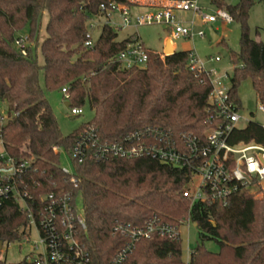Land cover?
I'll use <instances>...</instances> for the list:
<instances>
[{
    "label": "trees",
    "instance_id": "1",
    "mask_svg": "<svg viewBox=\"0 0 264 264\" xmlns=\"http://www.w3.org/2000/svg\"><path fill=\"white\" fill-rule=\"evenodd\" d=\"M213 3L241 25L239 50H229L231 101L240 111L238 89L250 80L264 103V44L251 38L248 27L254 1L241 0L236 6ZM111 4L132 7L130 0H0V104L9 109L4 122L0 111L1 139L9 157L29 162L18 189L31 197L27 201L33 210L42 208V198L51 194L82 197L90 264H111L132 242L124 228H142L155 218L178 227L189 221L197 225L201 243L190 251L189 264H264V196L244 192L234 195L225 207L192 205L183 197L190 172L161 164L152 156L97 159L88 151L82 164L73 159L74 174L61 168L60 149L72 155L89 127L107 142L161 130L183 143L184 135L204 138L222 123L209 102L210 79L190 70L189 51L162 58L146 48L144 68L122 70L115 58L136 34L119 41L121 29L108 24L101 27L93 47H85L88 22L99 18L102 5ZM44 12L48 14L41 44L45 62L39 66L32 48L23 56L15 41L28 28L29 45L36 43ZM41 71L47 91L66 87L69 97L64 100L69 108L88 104L94 119L63 136L41 89ZM228 141L264 147V127L250 121L233 130ZM4 167L0 160V169ZM28 225L27 211L15 200L5 201L0 208V242L22 241ZM207 241L216 242L219 252L208 251ZM182 243L180 236L135 240L124 264H185ZM0 264L5 263L0 260Z\"/></svg>",
    "mask_w": 264,
    "mask_h": 264
},
{
    "label": "built area",
    "instance_id": "2",
    "mask_svg": "<svg viewBox=\"0 0 264 264\" xmlns=\"http://www.w3.org/2000/svg\"><path fill=\"white\" fill-rule=\"evenodd\" d=\"M168 2L171 3L170 7L135 16L129 6L102 5L99 17H105L106 24L121 30L130 26L135 28L166 26L172 45L175 41L205 37L204 32L194 33L193 23L190 27L182 24L173 14L174 10L192 11L206 25H212L218 20L227 24L234 22L231 15L223 9H218L215 15H203L196 0H168ZM115 14L120 19L119 23L112 22ZM97 28H99L97 24L89 27L85 47H93L95 40L92 33ZM15 46L23 56H26V49L29 47L28 36L18 37ZM189 52L190 70L197 74H205L210 79L212 90L209 102L216 108L221 124L209 131L204 138L184 135L183 143L172 139L161 130H144L127 135L121 141L107 142L99 137L95 128L89 127L75 144L72 157L78 164H82L88 151L94 152L97 159L152 156L161 164L190 172L183 197L190 200L192 205L219 203L225 207L236 194L245 192L255 196L256 191L264 192V147L255 143L229 144L230 134L243 120L230 99V88L221 82V78L214 79L212 73L206 71L205 64L198 58L196 51ZM210 60L219 62L220 58ZM115 61L122 70L141 69L146 66L148 54L137 34L133 42L116 56ZM227 78L230 79L229 75ZM61 92L65 99L69 97L66 87ZM257 109L264 114V103L260 102ZM70 113L77 117L83 114V110L70 108ZM0 148L4 150L1 132ZM0 160L5 166L0 169V208L10 199L18 202L23 210L27 211L29 219V225L24 229L22 240L29 242L32 230H36L39 237V243L33 245L30 256L24 261L27 264H90V254L85 246L87 225L84 211L83 215L77 213V199L66 194H51L42 198L45 202L42 208L33 210L27 201V199L31 200V197L27 192H21L18 189V181L27 171L29 162H17L9 157L5 150L4 153L0 151ZM63 171L69 175L74 174L64 169ZM195 175L201 176V183L196 189H190L188 184L192 182ZM72 181L76 182L74 178ZM180 227L155 218L142 228L131 229L130 226L124 228L132 242L116 255L111 264H124L135 240L152 239L155 236H169L175 239L181 237ZM185 264H189V261Z\"/></svg>",
    "mask_w": 264,
    "mask_h": 264
},
{
    "label": "rangeland",
    "instance_id": "3",
    "mask_svg": "<svg viewBox=\"0 0 264 264\" xmlns=\"http://www.w3.org/2000/svg\"><path fill=\"white\" fill-rule=\"evenodd\" d=\"M197 6L201 9L203 15L211 16L215 15L218 11V7L213 3L214 0H196ZM223 2L227 6H236L241 0H218ZM133 6H157L151 1L146 0H130ZM159 3V7L167 8L170 7L171 3L168 0ZM163 5V6H162ZM158 7V6H157ZM132 14L140 15L146 13H154L157 10L154 9H139L132 8ZM176 18L185 26L190 27L193 23V31L195 34L204 32L205 37L203 39L199 37L190 38L182 41H175L174 46L172 45L175 52H186L196 51L198 58L204 62L205 69L207 72H211L214 79L221 78V82L230 88V79L233 72V65L230 60L229 50L237 52L240 46L241 37V25L234 21L231 24H227L221 20H218L212 25H206L202 22V19L195 16L194 12H181L172 11ZM48 22V14L46 12L40 18L39 21V33L36 43L30 44L34 57L37 59L38 65H44V57L41 52V44L46 37V25ZM112 22L119 23L120 19L115 14L112 18ZM107 23L105 17L94 18L87 24V29L92 24L99 25L93 33V39L96 40L101 32V27ZM248 27L250 30V36L256 41H261L264 44V2L254 0V5L250 10ZM210 30L215 31L218 40L212 41L210 36ZM28 28H25L18 33V37L28 36ZM137 34L145 47L154 53L162 54V58L166 57L164 53V42L170 38V34L166 26H143L135 28L134 26L125 27L119 31L118 40H124L133 34ZM223 42V44L221 43ZM219 57L220 61L212 62L211 58ZM41 89L45 93V98L50 104L53 113L56 117L58 126L63 136H69L76 130L80 129L84 124L91 122L94 119V112L90 109L89 105H85L82 110L83 114L74 117L70 113V108L66 107V100H64L61 91H47L45 87V81L43 72H40L39 78ZM238 95L242 102V108L239 111V115L243 118L238 124V128H244L248 122L253 121L264 127V114L258 111L259 100L253 90L252 83L250 80L243 82L239 89ZM0 111L3 116V122L8 118L9 109L3 107L0 104ZM0 151L4 153V150L0 148ZM60 166L62 169L68 172H75L73 157L70 155L65 148L60 149ZM201 176L195 175L192 182L188 184L190 189H196L201 183ZM264 190V188H263ZM262 193V194H261ZM255 192L256 198H262L264 192ZM77 213L83 215V200L79 196L77 199ZM180 234L182 238V249H183V261L184 263L190 260V251L194 250L198 244H200V231L197 225L189 221L180 227ZM39 243V237L36 230H32L29 242L17 241L14 243H4L0 251V260L6 264H19L28 258L32 252L33 245ZM205 248L212 252L218 253L220 248L219 245L214 241L205 242Z\"/></svg>",
    "mask_w": 264,
    "mask_h": 264
},
{
    "label": "water",
    "instance_id": "4",
    "mask_svg": "<svg viewBox=\"0 0 264 264\" xmlns=\"http://www.w3.org/2000/svg\"><path fill=\"white\" fill-rule=\"evenodd\" d=\"M210 36H211V39H212L213 42H215V41L218 40V38H219V37L217 36V34L215 33V31H213V30H210ZM174 53H175V51H174V49H173V47H172V45H171V41L168 40L167 43H166V47H165V52H164V54H165V56L168 57V56H172V55H174ZM65 105H66V107H69V106H70L69 103H66ZM2 245H3V243L0 242V251H1V249H2Z\"/></svg>",
    "mask_w": 264,
    "mask_h": 264
},
{
    "label": "crops",
    "instance_id": "5",
    "mask_svg": "<svg viewBox=\"0 0 264 264\" xmlns=\"http://www.w3.org/2000/svg\"><path fill=\"white\" fill-rule=\"evenodd\" d=\"M146 1H151V2H153V4L154 5H156L157 4V6H154V7H150V6H133V7H131V10H132V8H134V9H136V8H139V9H154V10H161L162 8L161 7H159L160 5H158L159 3H162L163 4V2L162 1H164V0H146ZM163 6V5H162ZM169 40V38L168 39H166L165 40V42H164V52H165V47H166V43H167V41ZM174 46V45H173ZM164 54V53H163ZM162 55V54H161Z\"/></svg>",
    "mask_w": 264,
    "mask_h": 264
}]
</instances>
